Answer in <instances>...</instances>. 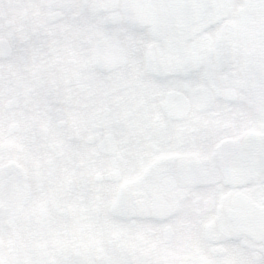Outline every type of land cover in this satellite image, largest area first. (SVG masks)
<instances>
[{
    "label": "snow or ice",
    "instance_id": "snow-or-ice-1",
    "mask_svg": "<svg viewBox=\"0 0 264 264\" xmlns=\"http://www.w3.org/2000/svg\"><path fill=\"white\" fill-rule=\"evenodd\" d=\"M0 264H264V0H0Z\"/></svg>",
    "mask_w": 264,
    "mask_h": 264
}]
</instances>
